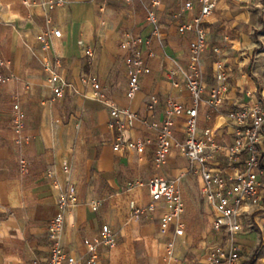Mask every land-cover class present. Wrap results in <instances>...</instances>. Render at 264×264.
<instances>
[{
	"label": "crops",
	"instance_id": "obj_1",
	"mask_svg": "<svg viewBox=\"0 0 264 264\" xmlns=\"http://www.w3.org/2000/svg\"><path fill=\"white\" fill-rule=\"evenodd\" d=\"M149 2V0H143ZM192 11L183 12L185 2ZM42 0H0V264H45L51 242L48 225L58 211L57 200L75 186L77 206L67 216L61 245L80 264H163L172 231L161 235L160 204L153 212L132 216L129 204L145 207L146 183L152 178L176 182L184 204V235L175 240L177 264H206L207 251L226 241L212 227L213 215L203 201L202 181L187 174V158L173 149L166 161L155 162L156 134L140 123L122 132L124 141L144 142L141 151L113 149L120 137L109 108L94 99L96 91L119 109H128L147 123H162L167 100L192 107L181 76L172 80L174 63L187 64L189 34L176 25L198 11L196 0H161L157 17L162 46L151 36L138 0H61L46 11ZM206 19L207 47L202 55L205 92L198 107L197 135L206 144L229 147L232 127L228 114L264 96V0H215ZM52 27L60 31L43 50L36 36ZM126 34L149 40L153 56L145 55L148 73L140 76L139 91L127 97L126 52L120 48ZM91 48L89 61L84 50ZM143 49V48H142ZM58 57L56 73L71 84L63 96L51 101L48 69ZM217 72L226 78L227 92L216 109L211 100ZM94 77L97 86L82 81ZM150 96L158 102L147 109ZM44 102V104H41ZM25 115L16 144L11 128L12 107ZM179 120L175 135L183 138ZM208 131L206 135L204 132ZM27 168L20 172V160ZM221 170L226 152L217 151L211 162ZM240 169L247 170L245 156ZM264 166L249 168L259 183V202L242 218L234 235L238 259L234 264H264ZM48 172L51 175H48ZM231 170H225L228 176ZM97 203L93 206V203ZM108 226L116 234L112 246H99L93 262L87 246ZM212 227V228H211ZM212 244L210 247L206 245Z\"/></svg>",
	"mask_w": 264,
	"mask_h": 264
},
{
	"label": "built area",
	"instance_id": "obj_2",
	"mask_svg": "<svg viewBox=\"0 0 264 264\" xmlns=\"http://www.w3.org/2000/svg\"><path fill=\"white\" fill-rule=\"evenodd\" d=\"M145 13V23L150 29V34L162 46L163 36L161 33L157 10L161 0H149L144 2L138 0ZM61 4V0H42L41 6L44 10L50 11L54 6ZM198 6L197 13L188 21L179 22L176 31L179 35L189 34L191 39L188 45L187 64L185 67L174 63V68L168 72V78L173 79L177 75L181 76L184 86L192 99V107L186 108L183 104L173 100H167L165 106V116L162 123H147L134 112L128 109H119L112 106L105 100L104 95L98 91L94 94V99L102 102L109 108L110 117L113 121L109 124L115 127L120 135L113 149L141 151L144 142L124 141L122 132L127 128H132L136 123H140L152 130L156 134L155 141V162L163 164L173 149H177L188 160L189 168L187 174L197 176L202 181L201 194L203 201L209 207L213 215L212 227L216 232H223L226 241L211 247L206 255V264H234L238 259V246L234 240V235L242 229V218L253 206L259 202V183L249 168H257L264 162V96L254 99L247 106L231 111L228 118L232 127V144L229 147L209 143L206 145L197 135L198 107L202 104V95L205 92L204 63L202 55L207 47L206 29L204 27L206 19L212 14L215 8V0H196ZM193 2H185L183 12L192 11ZM60 31L52 27L36 36V41L41 49H49L51 38H59ZM120 48L125 50V66L127 74V97L133 98L139 91V79L143 74L148 73V66L145 64V55L153 56L149 48V40L141 36L126 34L125 39L120 44ZM143 48V49H142ZM145 53V55H144ZM84 56L92 61L94 52L91 48L84 50ZM59 67V59L55 57L53 64L49 67L48 83L51 89V101L60 99L65 89H72L71 84L56 73ZM0 81L4 79L0 77ZM82 81L90 83L92 87L97 86L94 77L82 75ZM226 78L222 72H217L215 85L210 91L211 100L205 102L209 108L216 109L222 102V95L227 92ZM158 99L150 96L147 100V109L151 110L156 106ZM44 104V102H41ZM179 120L183 138L179 139L175 135V130ZM25 115L20 107L15 104L11 112V128L15 134V143H25L29 139L21 137L20 133L24 127ZM208 131L204 132L206 135ZM226 152V163L221 170L214 169L210 163L217 151ZM245 156V165L248 166L244 172L240 169L241 157ZM20 172L24 173L27 168L26 160L19 161ZM225 170H231V174L224 176ZM48 175H51L48 172ZM176 180L164 178H152L147 183L150 200L148 204L139 208L134 202H130L129 208L132 216L137 217L143 212H153L162 204L164 213L160 218L159 230L161 235H167L170 230L172 237L167 241L165 252L162 258L163 264H177L175 251V240L184 235V223L182 216L184 204L180 192L176 187ZM77 194L75 186L69 185L61 193L57 200L58 211L50 220L47 231L51 242L48 258L45 264H80L81 258H73L66 253L61 245L64 234V227L67 216L77 206ZM96 206L97 203H93ZM116 241V234L106 225L101 227V235L92 244L87 246V255L91 262L95 259V251L99 246H112Z\"/></svg>",
	"mask_w": 264,
	"mask_h": 264
},
{
	"label": "rangeland",
	"instance_id": "obj_3",
	"mask_svg": "<svg viewBox=\"0 0 264 264\" xmlns=\"http://www.w3.org/2000/svg\"><path fill=\"white\" fill-rule=\"evenodd\" d=\"M211 228H212V227H211ZM210 246H212V244L206 245L205 247H210Z\"/></svg>",
	"mask_w": 264,
	"mask_h": 264
},
{
	"label": "trees",
	"instance_id": "obj_4",
	"mask_svg": "<svg viewBox=\"0 0 264 264\" xmlns=\"http://www.w3.org/2000/svg\"><path fill=\"white\" fill-rule=\"evenodd\" d=\"M260 168L264 170V166H262V167H260Z\"/></svg>",
	"mask_w": 264,
	"mask_h": 264
}]
</instances>
